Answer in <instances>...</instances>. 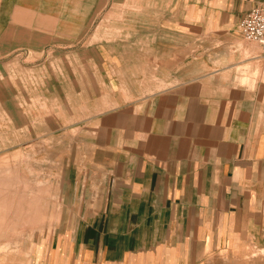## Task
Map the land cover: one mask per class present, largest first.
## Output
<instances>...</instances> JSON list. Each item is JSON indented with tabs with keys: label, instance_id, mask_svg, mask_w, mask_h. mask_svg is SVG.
<instances>
[{
	"label": "crops",
	"instance_id": "0c3cea01",
	"mask_svg": "<svg viewBox=\"0 0 264 264\" xmlns=\"http://www.w3.org/2000/svg\"><path fill=\"white\" fill-rule=\"evenodd\" d=\"M262 1L126 0L141 16L124 22L140 32L114 41L145 45L143 66L119 67L127 50L97 46L110 96L124 103L84 150L85 179L63 186V203L77 206L48 264H223L264 248V54L239 30ZM107 11L114 1L0 0V62L67 43L69 28ZM196 34L208 51L192 46Z\"/></svg>",
	"mask_w": 264,
	"mask_h": 264
},
{
	"label": "rangeland",
	"instance_id": "374dc122",
	"mask_svg": "<svg viewBox=\"0 0 264 264\" xmlns=\"http://www.w3.org/2000/svg\"><path fill=\"white\" fill-rule=\"evenodd\" d=\"M112 1L115 13H103L101 22L83 31L69 28L67 43L51 45L44 53H12L0 62V264L17 258L19 264H31L34 250L36 264H48L49 250L63 241V216L67 210L68 216L74 214L77 206L63 203V186L72 182L70 193L76 181L85 179L83 163L89 156L84 150L102 138L101 117L124 103L120 94L117 102L110 96L97 46L121 54L127 50L130 57L121 59L119 67L143 66L145 45L114 41L119 36L133 41L139 26L132 30L125 15L139 19L141 14L125 12L126 0ZM196 36L195 50L208 51L212 45L205 44V36ZM222 262L264 264V248L248 244Z\"/></svg>",
	"mask_w": 264,
	"mask_h": 264
},
{
	"label": "built area",
	"instance_id": "2783aa9c",
	"mask_svg": "<svg viewBox=\"0 0 264 264\" xmlns=\"http://www.w3.org/2000/svg\"><path fill=\"white\" fill-rule=\"evenodd\" d=\"M243 38L256 42L264 54V1L252 7L239 23Z\"/></svg>",
	"mask_w": 264,
	"mask_h": 264
},
{
	"label": "bare ground",
	"instance_id": "6f19581e",
	"mask_svg": "<svg viewBox=\"0 0 264 264\" xmlns=\"http://www.w3.org/2000/svg\"><path fill=\"white\" fill-rule=\"evenodd\" d=\"M18 170V169H17ZM13 171V170H12ZM15 171V170H14ZM18 172V171H17ZM3 175H4V173H3ZM1 177V176H0ZM11 180V178L8 180V182ZM5 181V180H4ZM2 182V181H1ZM5 182H7V181H5ZM1 184H3V183H1ZM9 184V183H8ZM13 184V183H12ZM12 184H11V187H12ZM18 184V183H17ZM6 186H8V185H6ZM17 186H20V185H17ZM1 187H3V186H1ZM9 187V186H8ZM11 187H9V188H11ZM15 187H16V184H15ZM12 190V189H11ZM15 190V189H14ZM14 190H13V192H14ZM20 190V189H19ZM3 191V190H2ZM16 191H17V189L15 190V195H16ZM21 191V190H20ZM4 192V191H3ZM5 192H6V190H5ZM8 192V191H7ZM9 192H10V189H9ZM18 194H19V192H18ZM20 194H21V192H20ZM24 194V193H23ZM14 195V194H13ZM2 196V195H1ZM10 196H12L11 194H10ZM17 196V195H16ZM23 196V195H22ZM13 197V196H12ZM21 196H19V198H20ZM18 198V199H19ZM7 199H9L10 200V198H7ZM14 199H15V197H14ZM17 199V198H16ZM17 199V200H18ZM12 200V199H11ZM14 206H15V204H13ZM9 208V207H8ZM11 209H12V207H11ZM37 210V209H36ZM7 211V210H6ZM19 211V210H18ZM17 212V211H16ZM15 212V213H16ZM10 213H12V212H10ZM13 214L14 213H12V217L11 218H13ZM17 214V213H16ZM9 215V214H8ZM11 215V214H10ZM6 217H8L7 215H5ZM17 216V215H16ZM10 217V216H9ZM9 217H8V219H9ZM33 222V220L31 221V223ZM24 225V224H23ZM22 225V226H23ZM30 225V224H29ZM30 227V226H29ZM31 228H32V226H31ZM23 229V228H22ZM30 229V228H29ZM27 230V229H26ZM9 238H11V237H9ZM6 239V238H5ZM11 240V239H10Z\"/></svg>",
	"mask_w": 264,
	"mask_h": 264
}]
</instances>
